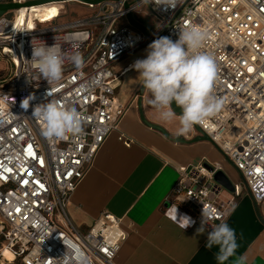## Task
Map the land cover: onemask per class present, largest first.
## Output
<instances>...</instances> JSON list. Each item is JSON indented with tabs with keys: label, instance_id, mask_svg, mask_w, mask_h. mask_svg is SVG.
Here are the masks:
<instances>
[{
	"label": "built area",
	"instance_id": "2783aa9c",
	"mask_svg": "<svg viewBox=\"0 0 264 264\" xmlns=\"http://www.w3.org/2000/svg\"><path fill=\"white\" fill-rule=\"evenodd\" d=\"M77 4L89 13L64 22H58L59 16L47 22L33 17V28L16 22L19 9L0 17V59L6 69L0 77V264H116L126 238L121 219L103 212L80 229L68 215L69 198L128 109L118 98L127 68L117 72L115 64L160 37L176 41L179 30L190 25L208 32L201 51L216 59L213 92L223 101L217 116L197 127L238 172L239 180L220 205L222 187L214 179L219 167L205 159L189 164L179 172L162 214L180 227L173 219L177 207V219L186 215L195 221L190 229L201 225L204 207L211 209L214 218L206 226L211 232V226L226 220L244 188L256 202L264 199V0H179L175 8L145 0ZM142 7L154 19L151 29L145 27L148 35L127 18L131 13L143 25L136 18ZM41 40L48 46L56 42L69 56L62 79L50 85L27 60L32 43L39 46ZM77 53L79 66L70 59ZM29 95L35 98L24 110L21 101ZM50 99L83 113L81 134L64 139L42 134L32 111ZM119 139L130 145L124 135ZM3 248L11 252V260L4 258Z\"/></svg>",
	"mask_w": 264,
	"mask_h": 264
},
{
	"label": "crops",
	"instance_id": "0c3cea01",
	"mask_svg": "<svg viewBox=\"0 0 264 264\" xmlns=\"http://www.w3.org/2000/svg\"><path fill=\"white\" fill-rule=\"evenodd\" d=\"M125 58L114 66L117 72L127 68L124 75L133 69L132 61ZM139 86L136 81L121 100L128 109L71 193L68 215L80 229L89 227L103 212L121 219L126 238L116 264H218V247L206 248L207 230L198 235L200 226L181 229L162 209L171 198L179 172L189 164L205 159L219 167L231 184L239 180V174L200 130L194 128L178 137V117L170 122L161 120L148 104L150 94L144 90L140 99L137 96ZM140 109L144 118L164 133L142 122ZM120 135L129 138L130 145L124 144ZM224 222L235 230L236 256L247 255V264H264V199L256 202L244 188ZM234 260L232 257L225 264H234Z\"/></svg>",
	"mask_w": 264,
	"mask_h": 264
},
{
	"label": "clouds",
	"instance_id": "9594fccd",
	"mask_svg": "<svg viewBox=\"0 0 264 264\" xmlns=\"http://www.w3.org/2000/svg\"><path fill=\"white\" fill-rule=\"evenodd\" d=\"M145 3L175 8L179 0H145ZM208 32L201 27L190 25L179 30L176 41L170 37H160L148 45L147 56L137 59L131 66L138 73V79L144 89L150 94L148 104L158 113L164 122H170L178 117L179 127L176 135L186 136L194 127L204 126L216 117L222 108L223 101L213 92L217 80V63L212 54L201 51ZM68 53L56 44L48 46L41 40L39 46L32 43L30 66L38 78L52 84L63 77L65 60ZM77 66L81 64L80 55L70 56ZM51 96V92H48ZM34 95H29L21 101V108L27 110ZM182 108V115H176L171 104ZM33 119L42 125V134L49 139H64L82 133L85 117L75 106L61 104L56 99L37 104L32 111ZM173 219L180 222V227L186 229L195 221L186 215L177 219L178 210L174 207ZM214 218L211 209L203 208L201 225L197 234H203L210 219ZM207 235L206 248L218 247L216 260L225 264L235 257L234 264H247V255L236 256L238 248L236 233L228 223L213 225ZM64 243V242H63Z\"/></svg>",
	"mask_w": 264,
	"mask_h": 264
},
{
	"label": "rangeland",
	"instance_id": "374dc122",
	"mask_svg": "<svg viewBox=\"0 0 264 264\" xmlns=\"http://www.w3.org/2000/svg\"><path fill=\"white\" fill-rule=\"evenodd\" d=\"M62 5H63V9H62ZM38 8L44 12H46L47 10L51 11L52 16L50 17L49 20L53 19L56 16H59L58 22H64L69 20L71 17L81 16L89 13V10L83 5L68 1L49 3ZM60 9L62 10L60 11ZM142 10L143 12L141 14L136 15V18L143 23L144 27H146L147 29H151L154 25V19L152 16L149 15L147 7H142ZM119 21H121V19H119ZM123 22L125 21L123 20ZM149 44L150 43L143 45L140 49L128 55L125 58L126 59L125 61H132L135 59L137 60V59L146 58ZM5 72H6L5 63L0 59V77L3 76ZM138 76L139 73L135 69L130 70L123 76L121 80V87L118 90V98L120 100H122L126 96V94L130 93L136 81L138 83L140 82ZM231 195L232 194L228 190L222 188L218 195V204L224 205L226 201L231 197ZM0 243H1V238H0Z\"/></svg>",
	"mask_w": 264,
	"mask_h": 264
},
{
	"label": "water",
	"instance_id": "95a60500",
	"mask_svg": "<svg viewBox=\"0 0 264 264\" xmlns=\"http://www.w3.org/2000/svg\"><path fill=\"white\" fill-rule=\"evenodd\" d=\"M76 2V3H81V4H85V3H98L102 0H30L27 1L23 4L20 3H12V2H8V3H0V17L7 14L10 11L16 10L23 7H28L30 5H40V4H45V3H51V2ZM127 18L129 20V23L136 29L140 30L144 35H148V30L142 25L140 24L138 21H136L131 13L127 14ZM144 87L141 84L140 88L138 89L137 92V96L141 97V95L144 92ZM140 101V100H139ZM140 106V103L139 105ZM171 107L173 109V111L178 114V115H182V109L180 107H178L175 103V101L172 102ZM140 118L142 120V122H144L147 126H149L150 128H154L157 130H160L161 132L164 133V130L158 126V125H154L152 123H149L144 116L142 115L141 109H140ZM197 131H199V128L196 126L194 127ZM200 132V131H199ZM203 138L207 141H210L209 138L207 136H203ZM214 179L215 181L224 189L231 191L232 190V185L230 180L226 177V175L221 171L218 170L215 175H214Z\"/></svg>",
	"mask_w": 264,
	"mask_h": 264
},
{
	"label": "bare ground",
	"instance_id": "6f19581e",
	"mask_svg": "<svg viewBox=\"0 0 264 264\" xmlns=\"http://www.w3.org/2000/svg\"><path fill=\"white\" fill-rule=\"evenodd\" d=\"M46 4L49 3L40 4V5H30L28 6V8H30L29 11L25 10L23 7L19 8V11L16 13V22L27 23L29 28H33V22H32L33 17H38L42 22H47L52 16L51 11L47 10L46 12H44L38 8ZM2 251L4 258H6L7 260L12 259V254L7 248H3Z\"/></svg>",
	"mask_w": 264,
	"mask_h": 264
},
{
	"label": "snow or ice",
	"instance_id": "6c2138e0",
	"mask_svg": "<svg viewBox=\"0 0 264 264\" xmlns=\"http://www.w3.org/2000/svg\"><path fill=\"white\" fill-rule=\"evenodd\" d=\"M250 71H251V69H250Z\"/></svg>",
	"mask_w": 264,
	"mask_h": 264
}]
</instances>
